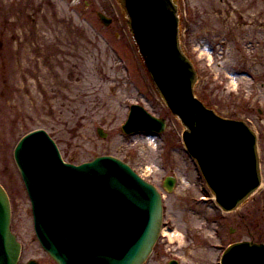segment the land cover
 I'll use <instances>...</instances> for the list:
<instances>
[{"label":"rangeland","instance_id":"374dc122","mask_svg":"<svg viewBox=\"0 0 264 264\" xmlns=\"http://www.w3.org/2000/svg\"><path fill=\"white\" fill-rule=\"evenodd\" d=\"M175 1L181 44L191 60L198 20L235 33L250 30L249 22L264 27V0ZM97 13L111 23L103 25ZM46 16V22L39 21L35 40L7 38L0 22V42L12 50L10 56L0 54V183L10 200L11 231L22 243L18 264H54L35 239L30 202L13 161L18 140L39 129L54 141L66 163L110 156L161 193L162 230L175 232V239L161 234L144 264L171 259L178 264H219L229 245L250 241L253 233H242L235 213H222L215 206L185 153L183 128L155 93L116 1L54 0V10ZM214 94L220 102L225 92ZM135 104L166 121L162 134H122L120 127ZM166 177L176 179L170 193L162 187ZM255 206L250 202L236 212L252 213ZM257 211L264 226V207ZM259 235L264 243V232Z\"/></svg>","mask_w":264,"mask_h":264},{"label":"water","instance_id":"95a60500","mask_svg":"<svg viewBox=\"0 0 264 264\" xmlns=\"http://www.w3.org/2000/svg\"><path fill=\"white\" fill-rule=\"evenodd\" d=\"M116 1L152 86L182 125L185 150L216 205L225 213L237 210L260 185L255 138L245 124L220 118L195 97L196 72L181 45L177 2ZM97 16L110 24L103 14ZM165 126L164 119L132 105L121 130L160 134ZM97 134L105 138L101 129ZM13 159L31 203L34 233L55 264L147 261L161 230V197L127 164L110 156L64 163L43 130L23 136ZM175 184L174 177H166L163 188L170 193ZM10 223L9 198L0 185V264H17L20 256ZM220 264H264V245L231 244Z\"/></svg>","mask_w":264,"mask_h":264},{"label":"flooded vegetation","instance_id":"af4514ba","mask_svg":"<svg viewBox=\"0 0 264 264\" xmlns=\"http://www.w3.org/2000/svg\"><path fill=\"white\" fill-rule=\"evenodd\" d=\"M53 10L54 0H0L2 34L13 40H35L39 37V21L46 22V13ZM249 23L247 33H235L224 26H204L198 20L194 25L192 61L197 75L196 97L219 117L241 121L255 134L261 187L257 197L252 195L243 206L251 202L256 210L231 213H235L242 233H253L251 242L264 244L259 235L264 232L263 215L257 211L264 207V27ZM0 54L10 56L12 50L0 42ZM216 90L225 92L220 102Z\"/></svg>","mask_w":264,"mask_h":264},{"label":"bare ground","instance_id":"6f19581e","mask_svg":"<svg viewBox=\"0 0 264 264\" xmlns=\"http://www.w3.org/2000/svg\"><path fill=\"white\" fill-rule=\"evenodd\" d=\"M162 235H165V236H167L170 240H173V239H175V232H164V231H162Z\"/></svg>","mask_w":264,"mask_h":264}]
</instances>
